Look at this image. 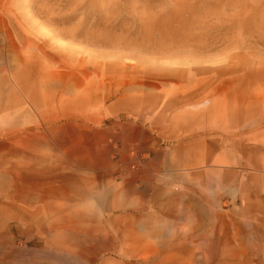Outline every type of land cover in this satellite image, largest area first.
Here are the masks:
<instances>
[{
	"label": "bare ground",
	"instance_id": "1",
	"mask_svg": "<svg viewBox=\"0 0 264 264\" xmlns=\"http://www.w3.org/2000/svg\"><path fill=\"white\" fill-rule=\"evenodd\" d=\"M89 37L75 0H0V264H190L195 153L206 174L239 166L264 177V110L248 97H229L226 108L196 100L189 86L165 102L136 99L130 115L161 109L226 121L224 110L237 131L253 126L238 148L220 145L230 158L186 151V129L148 132L94 111L90 69L78 76L74 48Z\"/></svg>",
	"mask_w": 264,
	"mask_h": 264
},
{
	"label": "rangeland",
	"instance_id": "2",
	"mask_svg": "<svg viewBox=\"0 0 264 264\" xmlns=\"http://www.w3.org/2000/svg\"><path fill=\"white\" fill-rule=\"evenodd\" d=\"M85 5L75 0L89 43L74 48L78 76L85 65L90 69L94 111L132 118L148 132L186 129L192 138L184 150L211 151L214 158H230L219 147L238 148L242 133L253 137V126L236 130L241 124L230 111L219 113L226 121L218 113L210 119L161 109L130 113L144 94L165 102L185 86L196 100L208 97L226 108L234 106L229 97H248L264 110V0H88L87 17ZM233 128L235 140L228 133ZM206 131L212 134L194 138ZM197 153L189 175L190 264H264V177L239 166L206 174Z\"/></svg>",
	"mask_w": 264,
	"mask_h": 264
}]
</instances>
